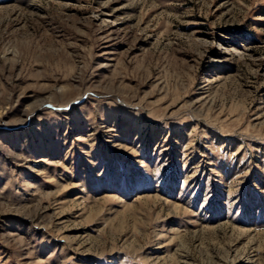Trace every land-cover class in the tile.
Wrapping results in <instances>:
<instances>
[{
	"label": "rangeland",
	"instance_id": "374dc122",
	"mask_svg": "<svg viewBox=\"0 0 264 264\" xmlns=\"http://www.w3.org/2000/svg\"><path fill=\"white\" fill-rule=\"evenodd\" d=\"M0 264H264V0H0Z\"/></svg>",
	"mask_w": 264,
	"mask_h": 264
}]
</instances>
